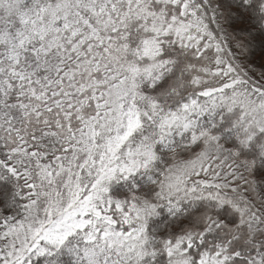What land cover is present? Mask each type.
I'll return each instance as SVG.
<instances>
[{"label": "snow or ice", "instance_id": "6c2138e0", "mask_svg": "<svg viewBox=\"0 0 264 264\" xmlns=\"http://www.w3.org/2000/svg\"><path fill=\"white\" fill-rule=\"evenodd\" d=\"M0 264H264V0H0Z\"/></svg>", "mask_w": 264, "mask_h": 264}]
</instances>
